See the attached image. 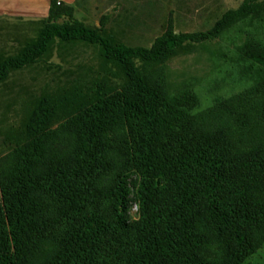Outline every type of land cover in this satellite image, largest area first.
Here are the masks:
<instances>
[{
	"label": "trees",
	"instance_id": "trees-1",
	"mask_svg": "<svg viewBox=\"0 0 264 264\" xmlns=\"http://www.w3.org/2000/svg\"><path fill=\"white\" fill-rule=\"evenodd\" d=\"M263 3L244 0L207 32L177 33L170 22L151 47H132L114 44L78 20L58 23L72 10L52 0L39 45L5 60L0 78L61 38L99 45L133 84L120 97L100 94L95 104L53 128L50 106L43 104L30 118L26 140L0 155V264H106L127 242L123 213L131 175L139 180L141 211L136 264H159L167 242L185 264H206L197 251L208 254L228 241L234 264L260 249L263 105L237 106L232 131L211 133L197 112L200 98L189 91L169 98L163 72L151 66L188 43L219 38L239 19L255 15L264 25ZM139 62L149 68L146 73L138 71ZM226 141L234 145L225 148ZM242 143L250 148L247 157L239 154ZM160 180L173 184L161 203L155 198Z\"/></svg>",
	"mask_w": 264,
	"mask_h": 264
},
{
	"label": "rangeland",
	"instance_id": "rangeland-1",
	"mask_svg": "<svg viewBox=\"0 0 264 264\" xmlns=\"http://www.w3.org/2000/svg\"><path fill=\"white\" fill-rule=\"evenodd\" d=\"M58 1V0H57ZM244 0H75L62 6L71 8L61 15L62 23L78 20L97 29L114 44L151 47L172 22L177 33L207 32L230 9ZM59 2V1H58ZM264 4V3H263ZM48 20L23 21L0 17V65L8 58H20L36 47ZM264 25L255 15L233 22L216 39L200 44L188 43L174 51L162 64L151 66L165 77L169 98L192 92L200 98L198 113L205 118L211 133L231 132L232 114L237 106L258 102L264 108ZM140 73L149 69L137 64ZM132 78L116 62L108 59L99 45L81 40L52 39L43 55L23 68L10 67L0 78V155L26 140L32 114L43 104L50 106L51 128L59 122L85 111L100 94L120 97L132 86ZM226 141L225 148L232 147ZM241 156H249L246 143L240 145ZM129 204L123 213L128 224L125 247L118 249L106 264H136L141 244L139 180L126 179ZM173 184L160 180L156 200L163 202ZM1 201V192H0ZM168 227V226H167ZM181 231V228H179ZM169 242L163 245L159 264H185ZM206 264H234L231 241L208 254L197 251ZM243 264H264V245Z\"/></svg>",
	"mask_w": 264,
	"mask_h": 264
},
{
	"label": "crops",
	"instance_id": "crops-1",
	"mask_svg": "<svg viewBox=\"0 0 264 264\" xmlns=\"http://www.w3.org/2000/svg\"><path fill=\"white\" fill-rule=\"evenodd\" d=\"M52 0H0V17L23 21L46 20L49 17ZM73 4L75 0H58Z\"/></svg>",
	"mask_w": 264,
	"mask_h": 264
}]
</instances>
